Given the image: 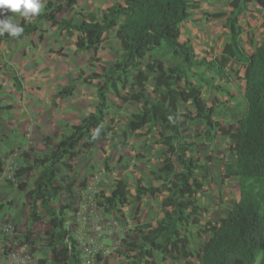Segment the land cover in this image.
<instances>
[{
  "label": "trees",
  "instance_id": "16d2710c",
  "mask_svg": "<svg viewBox=\"0 0 264 264\" xmlns=\"http://www.w3.org/2000/svg\"><path fill=\"white\" fill-rule=\"evenodd\" d=\"M76 3L77 0H64V3L49 0L39 15L22 18L16 23L24 29L19 37L35 32L42 19L61 29L78 30L83 33L76 43L80 50L97 49L109 30H114L120 41V58L113 64L104 67L101 73L94 71L84 77L81 71L54 95L55 98L71 95L78 81L102 77L97 88L95 110L75 124L71 134L63 135L50 152L32 157L28 151H22V163L14 171L15 180L8 179L25 191L31 225L41 219L37 212L38 201L50 216L51 230L47 231V239L52 261L55 264H83L78 239L67 226L65 215L69 204L54 205L62 189L72 193V182L68 174L62 175L67 180L62 186L56 182V176L61 164L73 169L71 163L63 160L65 157L72 159L81 142L89 148L98 137L115 139L114 128L103 124L109 113L108 94L112 92L123 101L142 102V108L128 121V130L135 132L145 127V134L157 131L156 141L164 147L165 161L157 171L150 172V183L144 184L143 178L137 180L132 196L137 204L135 215H138L145 195L156 197L162 187L167 192L161 200L164 215L155 223L139 222L135 228L139 239L123 238L124 248L117 249L123 256L120 264H154L158 253L164 258L185 257L188 259L186 264H264V37L253 52L241 43L238 18L247 9L246 0H230L229 12L215 14L226 16L228 36L221 53L214 57L199 56L190 41L181 39L182 25L191 18L192 10L200 7L199 0H127L126 4L116 2L109 6L102 20L91 13L80 22L58 17L59 12L73 9ZM19 37L5 32L0 35V42ZM164 44L180 57L182 64L167 66L161 56L154 53ZM231 62L245 67L242 95L246 110L236 125L227 126L214 117L215 105L207 103L202 87L190 76L200 75L195 70L198 67L221 81L231 82ZM201 79L209 87H215L212 82ZM150 82L152 90L149 92ZM216 87L222 90L221 85ZM121 89L125 93H121ZM182 103L191 104L195 114L182 111ZM195 117L205 125V138L221 133L235 139L232 146L235 167L227 163L224 176H237L240 188L239 200L227 215L212 225L211 236L202 245L198 263L189 261L193 255L188 248L189 238L180 233V225L185 221L198 223L196 215H200L203 208L197 196L204 188V178L208 177L207 162L199 161L192 154L195 142L190 140L189 130L190 121ZM37 167L43 170L34 187L27 189V183L20 179ZM105 167L111 170L108 158ZM2 168L0 161V171ZM153 180H160L161 186L154 185ZM128 185L127 180L116 178L109 194L102 190L100 205L106 212H120L129 203ZM31 236L28 228L26 237L30 239ZM60 246L64 248L63 253ZM47 261L46 258L39 259L40 264Z\"/></svg>",
  "mask_w": 264,
  "mask_h": 264
},
{
  "label": "crops",
  "instance_id": "0c3cea01",
  "mask_svg": "<svg viewBox=\"0 0 264 264\" xmlns=\"http://www.w3.org/2000/svg\"><path fill=\"white\" fill-rule=\"evenodd\" d=\"M48 1L41 0V3L45 6ZM53 1L64 3V0ZM116 2L126 4L127 0H77L73 9H64L58 13V17L60 19L70 18L74 22H80L85 15L91 13L98 20H102L107 8ZM22 18L24 17L19 13L11 12L0 17V19H10L15 24ZM82 35L83 33L78 30L61 29L57 24L42 19L38 22V29L35 32L17 39L0 42V69L6 76V83L0 84V161L3 167V173L0 171V190L18 189H10L5 185L6 177L10 178L6 167V162L10 160L8 155L15 157L20 165L22 159L21 156L16 157L19 155L17 149L28 151L32 157L50 152L56 147L63 135L71 134L73 126L80 123L95 110L98 103L97 88L103 80L102 77L91 78L88 81L80 80L71 95L54 97L71 79L78 77L81 71L84 72L83 77L94 71L101 73L104 67L110 66L120 58V41L114 30L105 32V39L97 49H78L76 43ZM202 71L218 80L221 88H223L222 83L235 85L232 80L231 82H224L205 69ZM223 89L227 94V90H225L227 87ZM121 93H123V89H121ZM108 102L110 118H113V115H115L116 121H119V117L121 118L119 125L124 129L126 128L124 132L129 139L137 133V137L133 138L132 142L139 152L136 155L138 157L134 159V164H130V162L128 164L124 161L127 158L128 160L131 159L129 155L126 157L122 150L121 153L124 156L121 168L124 167L125 170L119 173L116 168L113 171L112 168L107 170L105 167V156L109 153L106 150L108 148L106 145L109 141L98 137L96 143L89 148L84 147L82 142L77 145L73 159L65 157L63 160L64 163H71L73 169L65 168L61 164L59 165L60 171L56 176V182L63 186L67 180H61L62 175H69V181L73 183L71 188L78 197L75 206L84 200L89 184L93 183L96 189L105 190L109 194L114 188L116 178L127 180L126 175L136 179L133 184L128 181L130 196L127 205L130 206L131 203L135 202L132 196L135 193L137 180L143 178V183L148 184L150 183V172L157 171L156 168L149 167L151 165L150 153L145 151L151 140H146L144 135H140L145 127L135 132L128 130V121L133 113L142 108V102L133 100L125 102L112 92L108 94ZM114 109L117 112H114ZM119 111L126 116L118 115ZM103 124L108 126L107 117ZM118 127L117 125V130ZM155 132L157 134V131H153L148 135H153L154 141L158 138ZM115 142L118 144L119 140L116 139ZM158 145L164 148L162 144L158 143ZM162 148L161 151H163ZM98 150H101V153ZM145 162L147 165L149 164L147 168ZM42 170V167L34 168L26 173L20 181L26 182L27 189H31ZM96 174L99 175V181L95 180ZM159 182L160 180L152 181L154 185H159ZM131 185L133 188L130 187ZM63 191L65 189H62L60 193ZM25 203L29 204L27 196ZM0 215L1 217L12 216L13 219L17 218L20 222V213L17 210L11 212L2 207L0 208ZM45 215L46 218L50 219L47 213L43 216ZM26 221L29 222L28 219ZM67 222L69 224V221ZM85 232L83 225H79V229L76 233L74 232V235L79 239L84 236ZM49 262L50 258H48Z\"/></svg>",
  "mask_w": 264,
  "mask_h": 264
},
{
  "label": "rangeland",
  "instance_id": "374dc122",
  "mask_svg": "<svg viewBox=\"0 0 264 264\" xmlns=\"http://www.w3.org/2000/svg\"><path fill=\"white\" fill-rule=\"evenodd\" d=\"M200 7L196 10H192L191 18L184 22L182 25V39L190 41L195 48V51L199 56L214 57L221 53L225 43L227 42L228 31L225 27L226 16H216V13L229 12L230 0H199ZM247 9L242 11L238 18V25L241 33V43L249 51L253 52L257 45L264 37V0H246ZM154 53H157L165 61L167 66L173 64H182L180 57H178L172 49L163 45L157 48ZM147 60V58L145 59ZM200 75H191L190 78L202 87L203 96L209 105H215L214 117L221 121L223 124L230 126L236 125V121L240 118L246 110V102L241 95L245 86V67L242 64L234 62L230 63V79L235 85L222 83L223 88H226L227 94L224 89L219 90L216 85L218 80L212 78L207 73H204L198 67L195 68ZM215 84V87H209L203 79ZM207 77V78H206ZM152 82L148 84L150 91L152 90ZM232 90V92H231ZM149 91V92H150ZM125 93V90H123ZM234 97V98H231ZM126 102V101H125ZM233 102V103H231ZM238 103V104H237ZM115 107L117 105L113 103ZM182 111H191L195 114V109L191 104H181ZM114 109V112L117 110ZM118 115L126 116L123 112H118ZM110 118L107 116V123L114 128L115 139H105L108 142L106 149L109 152L105 157L108 158V164L113 171L116 170L121 173L125 169L121 168L123 163V156L129 155L131 160H125L124 162L134 164L133 161L139 152L135 149L136 146L132 142V139L136 138L137 133L133 138H130L124 133L126 128H122L119 125V121H116L115 115ZM117 125L118 130H117ZM144 130V131H143ZM146 128L142 129L141 136L144 135L146 140H151L149 146L145 148V151L150 153L152 167L158 168L165 161L162 154L161 145H158L157 141H154L153 135L148 136L145 134ZM190 133L191 139L194 141L192 154L201 162H207L208 177L204 178V188L198 193V203L202 206L200 215H196L199 218L198 223H193L190 220L185 221L180 225L181 235L189 238L188 248L193 252V255L189 258V261L198 263L199 256L203 243L209 239L212 233V225L216 224L222 217L228 214L233 207L234 203L240 198L239 180L237 176L225 177V165L231 163L233 168L235 167V152L232 146L235 144V139L229 136L222 135L221 133H213L210 138L204 137L205 125L200 121L198 117H195L190 121ZM124 133V134H123ZM197 133V134H196ZM156 134V132H155ZM158 137V133L156 134ZM119 140L118 144L115 140ZM137 140V139H136ZM142 140H144L142 138ZM157 140V139H156ZM146 147V144H145ZM163 149V148H162ZM124 151L122 155L121 151ZM21 156L22 150H16ZM101 153V150H98ZM141 154V153H140ZM10 160L6 162L7 174L10 178L6 177L5 185L8 188L17 189L14 183H10L8 179H14V171L19 166V162L13 156H9ZM105 158V159H106ZM118 158V159H117ZM71 159V158H70ZM73 159V158H72ZM147 162L145 166L147 168ZM65 168H68L64 165ZM151 168V167H150ZM3 171V170H2ZM1 171V172H2ZM3 173V172H2ZM125 174V173H124ZM127 181L132 184L136 181L135 177L126 175ZM201 177V174H200ZM65 181L63 178L61 179ZM158 183V182H157ZM161 181L159 185L161 186ZM73 185V183H72ZM131 188L132 185L130 186ZM72 189V188H71ZM104 192H107L103 190ZM23 190H0V208L4 207L5 210L15 212L17 210L20 213L19 220L13 219L12 216L1 217L0 224L11 223L16 228L15 246L20 248L21 245L27 243L28 254L26 258V264H40V258H50V262L46 264H55L51 259V250L48 246L47 231L51 230L50 219L46 218L45 210L41 206V202L37 204L38 214L41 219L37 220L31 225L30 222V205L25 203L26 193ZM102 190H99L93 195L97 204L96 213L102 215V221L105 224V231L102 236L99 237V242L102 244L100 254L90 264H120L123 260V256L117 252L118 248H124L123 238L127 237L129 240L139 239V233L135 230L136 225L139 222H156V220L164 215L162 209L161 200L166 195V190L162 187V192L156 197L149 194L145 195L142 199V205L139 208V213L136 216L137 204L131 200V205L122 207L120 212H106L104 207L100 205L102 202L101 197ZM78 200L76 193L69 194L67 190L59 194L54 200L56 207L69 204V208L66 210L67 226L70 229L72 235L79 229V224L74 220L75 204ZM41 212V213H40ZM28 219V223L26 221ZM112 222V225L109 223ZM31 225V226H30ZM91 224L83 226L86 233H90ZM28 228L31 229L32 236L30 239L26 237ZM75 236V235H74ZM81 240V239H80ZM78 239V245L81 246V242ZM33 241V243H32ZM60 252H64V248L60 246ZM188 259L185 257L164 258L161 254H156L154 264H186Z\"/></svg>",
  "mask_w": 264,
  "mask_h": 264
},
{
  "label": "built area",
  "instance_id": "2783aa9c",
  "mask_svg": "<svg viewBox=\"0 0 264 264\" xmlns=\"http://www.w3.org/2000/svg\"><path fill=\"white\" fill-rule=\"evenodd\" d=\"M1 66V65H0ZM6 83V76L0 69V84ZM95 180L99 181V175L96 174ZM99 190L92 184L87 187V193L81 204L75 207L74 220L79 225L91 224L90 233L84 234L79 238L81 246L79 247L81 252V259L83 264H90L100 254L102 244L99 242V237L103 235L105 231V224L102 221V215L96 213L97 202L93 198V195ZM112 225V222H109ZM16 228L11 223L0 224V264H26V258L28 254L27 243H24L17 248L15 246ZM26 235V234H25ZM29 239V238H28ZM79 246V245H78Z\"/></svg>",
  "mask_w": 264,
  "mask_h": 264
},
{
  "label": "clouds",
  "instance_id": "9594fccd",
  "mask_svg": "<svg viewBox=\"0 0 264 264\" xmlns=\"http://www.w3.org/2000/svg\"><path fill=\"white\" fill-rule=\"evenodd\" d=\"M43 7L41 0H0V17H4L8 12H11L19 13L22 17L28 19L39 15ZM23 31L22 26L13 23L10 19H0V35L7 32L12 37H19Z\"/></svg>",
  "mask_w": 264,
  "mask_h": 264
}]
</instances>
